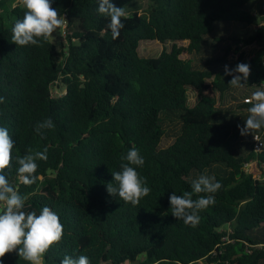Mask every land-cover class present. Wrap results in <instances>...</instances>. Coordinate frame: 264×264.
Returning a JSON list of instances; mask_svg holds the SVG:
<instances>
[{
  "label": "trees",
  "instance_id": "trees-1",
  "mask_svg": "<svg viewBox=\"0 0 264 264\" xmlns=\"http://www.w3.org/2000/svg\"><path fill=\"white\" fill-rule=\"evenodd\" d=\"M124 1L112 0L117 7ZM51 2L68 22L61 55L50 38L40 46L11 42V29L26 11L21 0L9 26L0 16V126L15 142L4 174L26 197V211L39 215L48 206L64 228L45 264H60L66 255H85L90 264H264V149L253 151L257 131L241 135L238 128L251 105L239 102L241 113L222 106L235 89L225 65H250L243 89L264 86V4L253 9L252 0H152L146 15L128 13L113 39L97 0ZM231 17L262 23L250 35H217V26ZM153 40L188 45L141 56L140 42ZM244 46H254L256 54L244 61L241 52L230 62L229 55ZM54 86L64 93L54 96ZM189 88L198 95L192 107ZM48 118L55 127L41 137L35 126ZM133 147L145 159L137 171L151 189L137 206L106 189ZM29 148L46 149L47 160L37 161L36 182L24 185L16 158ZM251 162L261 177L245 171ZM205 172L222 187L192 227L171 214L169 197L191 191L190 178ZM2 264L28 262L12 252Z\"/></svg>",
  "mask_w": 264,
  "mask_h": 264
},
{
  "label": "clouds",
  "instance_id": "clouds-1",
  "mask_svg": "<svg viewBox=\"0 0 264 264\" xmlns=\"http://www.w3.org/2000/svg\"><path fill=\"white\" fill-rule=\"evenodd\" d=\"M26 9L23 18L16 20L12 27L11 42L19 46H40L41 41H47L58 29L67 22L51 0H21ZM97 13L109 18L107 25L113 39L120 35L124 28L123 19L128 17L124 7H117L112 0H97ZM250 65L239 63L235 68L225 65L224 75L231 76L229 85L242 88L250 76ZM4 98L0 97V103ZM246 103L248 116L240 129L241 135L253 134L264 129V88L258 87L252 92ZM54 122L48 118L37 122L35 131L43 137L44 130L54 128ZM14 140L6 127L0 126V264L8 253L17 252L18 256L28 264H45L44 257L49 249L59 243L64 235L60 218L48 206H44L39 215L35 211H26V197L21 195L5 176V170L12 164ZM47 150L36 151L28 149L27 154L17 157V173L19 181L24 185H32L37 180L38 160H47ZM126 163L121 164V170L112 172L113 181L106 185L109 195L119 197L125 203L139 205L142 198L149 195L151 189L146 178L142 177L137 168L143 167L145 159L139 149L133 147L121 157ZM114 182V183H113ZM191 191L182 195L173 192L169 197L171 214L186 225L195 227L200 220V212L215 203L214 194L222 187L215 175L207 172L196 178H190ZM206 195H199V194ZM194 194L198 198H193ZM60 264H90L85 255L79 257L65 256Z\"/></svg>",
  "mask_w": 264,
  "mask_h": 264
},
{
  "label": "rangeland",
  "instance_id": "rangeland-1",
  "mask_svg": "<svg viewBox=\"0 0 264 264\" xmlns=\"http://www.w3.org/2000/svg\"><path fill=\"white\" fill-rule=\"evenodd\" d=\"M18 2V0H0V8H1V17L3 18V24L4 26H9L12 21L14 20L13 15L11 14V10L13 6ZM152 4V0H126L120 4V7L126 8V11L130 14L132 13L131 10L140 9V13L146 15L150 5ZM264 4V0H254L252 4L253 9H257L260 7L259 5ZM262 23L260 19H257L250 25H246L245 23L239 22L236 20L235 17H231L228 20H225L221 24L217 26V35H221L224 37L227 36H246L252 34ZM51 41L56 46V51L61 55L60 53L65 51L66 43L65 39L61 35L60 31L57 30L56 33L53 34L52 37H50ZM182 46L185 47L188 45L187 41H167L165 44H161L158 41H142L139 45V53L141 56L144 57H157L160 55V53L163 50L170 51L173 47V45ZM239 47H241L239 45ZM236 48V46L234 47ZM235 52V53H234ZM233 53L229 55V61L230 62H237V59L240 56V53L242 52V55L244 57V61L248 58L253 57L256 54V48L254 46H244L242 49L236 53V50H234ZM184 58H189L187 54H183ZM61 56H56V61H60ZM243 63V62H237ZM207 82H210V80H207ZM254 88L251 89H243V88H235L232 90V92L229 93V95H226L224 101H223V108L227 110H233L236 111V113H241V109H237V104L239 102L244 101L246 97H250L251 93L256 91L258 87L264 88V86H253ZM63 88H59L54 86L52 88V93L54 96H60L62 95ZM248 94L249 96H245ZM238 99V100H237ZM187 104L188 106L192 107L196 104L198 101V95L196 91L192 88L187 89ZM166 141H163V144L166 146L171 143L170 139H165ZM244 169L248 173H253L257 177H261L262 171L259 169L256 162H251L250 164L244 165Z\"/></svg>",
  "mask_w": 264,
  "mask_h": 264
},
{
  "label": "built area",
  "instance_id": "built-area-1",
  "mask_svg": "<svg viewBox=\"0 0 264 264\" xmlns=\"http://www.w3.org/2000/svg\"><path fill=\"white\" fill-rule=\"evenodd\" d=\"M0 12H1V10H0ZM65 19H66V16H65ZM67 26H68V22H66V24L61 29H58L64 39L66 37ZM248 98L249 97L245 98L244 102H246ZM252 141H253V151L255 153L262 152L264 149V130H259V131L255 132L253 134Z\"/></svg>",
  "mask_w": 264,
  "mask_h": 264
},
{
  "label": "crops",
  "instance_id": "crops-1",
  "mask_svg": "<svg viewBox=\"0 0 264 264\" xmlns=\"http://www.w3.org/2000/svg\"><path fill=\"white\" fill-rule=\"evenodd\" d=\"M253 2H254V0H252ZM252 88H254V87H252ZM245 95V94H244ZM245 96H249L248 94H246ZM247 98V97H246Z\"/></svg>",
  "mask_w": 264,
  "mask_h": 264
}]
</instances>
